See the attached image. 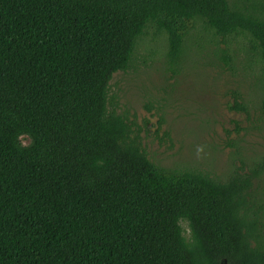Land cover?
<instances>
[{
    "label": "trees",
    "instance_id": "obj_1",
    "mask_svg": "<svg viewBox=\"0 0 264 264\" xmlns=\"http://www.w3.org/2000/svg\"><path fill=\"white\" fill-rule=\"evenodd\" d=\"M197 30L230 70V38L248 43L264 122L261 1L0 0V264H264V158L224 182L159 166L108 98L142 37L165 39L177 74Z\"/></svg>",
    "mask_w": 264,
    "mask_h": 264
},
{
    "label": "rangeland",
    "instance_id": "obj_2",
    "mask_svg": "<svg viewBox=\"0 0 264 264\" xmlns=\"http://www.w3.org/2000/svg\"><path fill=\"white\" fill-rule=\"evenodd\" d=\"M210 37L193 31L180 72L173 74L166 63L165 39L148 33L137 46L131 68L113 75L108 98L117 113L134 123L153 163L197 169L224 182L235 171L249 172L264 158L262 92L248 43L230 38V70L214 56L216 45L224 47L222 38ZM233 91L241 95L247 114L228 109ZM251 197L261 206L259 243L264 245V173L253 180ZM181 225L189 240L186 222Z\"/></svg>",
    "mask_w": 264,
    "mask_h": 264
}]
</instances>
